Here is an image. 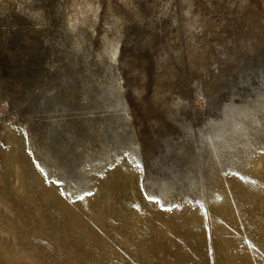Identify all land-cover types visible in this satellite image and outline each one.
I'll return each instance as SVG.
<instances>
[{
	"label": "rangeland",
	"instance_id": "obj_1",
	"mask_svg": "<svg viewBox=\"0 0 264 264\" xmlns=\"http://www.w3.org/2000/svg\"><path fill=\"white\" fill-rule=\"evenodd\" d=\"M0 264H264V0H0Z\"/></svg>",
	"mask_w": 264,
	"mask_h": 264
}]
</instances>
